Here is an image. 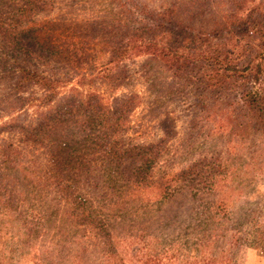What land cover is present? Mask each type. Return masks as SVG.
Masks as SVG:
<instances>
[{
    "label": "trees",
    "instance_id": "16d2710c",
    "mask_svg": "<svg viewBox=\"0 0 264 264\" xmlns=\"http://www.w3.org/2000/svg\"><path fill=\"white\" fill-rule=\"evenodd\" d=\"M99 1L110 5L118 2L122 9L115 18L119 22L115 25V28L119 26L117 32L104 30L110 22L106 18L92 23L88 29L94 33L90 47H101L103 53L110 51L103 79L110 80L122 61L147 55L150 60L161 61L165 71L173 77L184 78L182 89L191 88L194 92L195 106L206 112L205 122L210 120L208 132L215 144L223 143L225 137L230 141H249L250 147L255 148L253 153L258 151L257 143L264 145V0H175L161 6L136 0ZM40 5L36 0H0V58H4L0 70H10L11 77H17L14 86L17 90L29 83L42 87L45 91L43 106L53 103L61 81L47 76L48 70L29 68L26 64L41 67L53 54L60 57L66 54L72 60L74 44L72 38H68L63 47L57 49L49 36L44 42L40 29L28 16L36 7L42 11ZM114 23L115 20L112 26ZM99 30H104L106 36L99 34ZM65 45L68 46L64 48ZM212 92L216 97L207 104ZM84 104L91 112L90 119L83 124L78 122L77 130L72 128L66 133L69 140L72 136L75 145L64 141L62 134L57 137L59 131L52 120L41 130H48V135L39 139L42 145L52 147L59 143L60 151L65 150L61 155L53 149L56 153L52 162L58 163L55 174L41 175V185L33 176L26 181L30 189L39 194L42 187L43 190L51 188L54 194L51 203L59 198L56 205L65 212L57 215V221L75 230L76 241L87 240V247L76 245L78 253L82 254L79 258L88 256V246L95 249L91 250L93 258L88 261L76 258L75 264H130L138 260L142 249L139 248V252L134 249L136 239L145 241L150 233H156L154 229L148 234L149 226L143 225H152L156 220L152 205L173 200L177 192L171 191L173 179L165 180L164 171L153 175L159 156L155 148L160 147L159 144H123V137L116 139V133L120 125L125 126L126 119L121 116L108 122L107 107L100 97ZM209 160L199 159L189 169L172 176L183 180L194 173L193 177L205 179L203 173L222 168L217 167L212 158ZM259 161L252 157L246 167L243 166L245 174L258 170ZM76 169L77 174H74ZM176 191H181L180 187L177 186ZM217 192H221L217 186L209 190V194ZM182 196L185 200L200 197L197 192ZM189 201L183 210L192 223L200 224L203 233L202 239L185 248L186 258L183 259H198L221 240L226 200L222 197L215 207L204 208L196 214L194 207L187 204ZM63 203L68 204L67 209L63 208ZM203 215L207 218L202 219ZM135 225L142 227L139 236L132 234ZM149 245L147 241V250L142 251L144 259L140 261L156 264L161 259L156 255L157 250L149 249ZM125 246L128 248L123 249ZM12 250V255L19 251L12 248L9 254ZM26 252L20 257L28 259ZM183 259L182 264L190 263ZM213 261L208 259L207 263H201L213 264ZM170 264H175V259Z\"/></svg>",
    "mask_w": 264,
    "mask_h": 264
},
{
    "label": "rangeland",
    "instance_id": "374dc122",
    "mask_svg": "<svg viewBox=\"0 0 264 264\" xmlns=\"http://www.w3.org/2000/svg\"><path fill=\"white\" fill-rule=\"evenodd\" d=\"M36 1L41 4L42 11L36 7L28 16L40 29L44 42L49 36L56 48L61 49L63 42L72 38L74 56L70 60L66 54L61 57L53 54L41 67L26 64L29 68L48 70L47 76L61 81L58 95L49 105H41L45 96L42 87L29 83L17 90L14 87L17 77H11L10 70H0V264H75L76 258L85 261L93 258L95 249L90 246L88 256L79 258L82 254L78 253L77 246L87 247V240L76 241L75 230L57 221V215L65 210L56 205L59 198L51 203L54 201L51 188L43 190L42 187L38 189L42 191L39 194L30 189L26 180L33 176L41 185L40 176L47 172L55 174L54 168L58 166L57 162H52L56 153L53 149L60 151L61 146L59 143L52 147L42 145L39 139L48 135V130H41L52 120L59 131L57 137L62 134L64 141L75 145L72 136L69 140L66 133L72 128L77 130L78 122L83 124L90 119L91 112L84 103L96 96L102 98L107 107L108 122L121 116L126 119L125 126L118 127L116 139L123 137L122 143L131 146L160 145L155 148L159 156L153 175L164 171L165 180L173 179L171 191L177 192L173 200L152 205L156 220L152 225H143L149 226L148 234L154 229L156 233L144 237L145 241L136 239L134 249L137 252L142 249L138 260L130 264L144 263L140 260L144 259L142 251L147 250V241L151 243L149 249L157 250L156 255L161 259L156 264H170L173 259L175 264H182V259L186 258L185 248L202 239L203 233L200 224L192 223L184 212L186 201L190 200L187 204L194 207L196 214L204 208L215 207L222 197L227 209L223 211L226 220L221 227L220 242L198 259L183 260H189L187 264L207 263L208 259L214 260L213 264H264V145L257 143L258 151L253 153L255 148L250 147L249 141H230L225 137L223 143L215 144L208 132L210 120L205 122L206 112L195 106L196 98L191 88L182 89L184 78L173 77L165 71L161 61L150 60L152 58L147 55L122 61L110 80L103 79L110 51L103 53L101 47H90L94 33L88 29L92 23L106 18L110 22L104 30L117 32L119 26L115 28V25L119 22L115 18L122 10L118 2L110 5L99 0ZM136 1L161 6L175 0ZM104 30L98 31L103 37L106 36ZM3 59L0 58V62ZM215 97L216 93H210L207 104ZM60 152L62 155L65 150ZM252 157L260 159L258 170L245 174L243 166L246 167ZM203 158H212L217 167L222 166L221 170L203 173L205 179L193 177L194 173L183 180L172 176ZM177 186L181 191H176ZM197 186L200 188L194 189ZM215 186L221 192L209 194ZM193 192L200 197L185 200L182 196ZM67 207L68 204L63 203V208ZM203 218H207L206 215ZM141 230V225H135L132 234L139 236ZM12 248L19 251L12 255V250L9 254ZM26 250L28 259L20 257Z\"/></svg>",
    "mask_w": 264,
    "mask_h": 264
}]
</instances>
